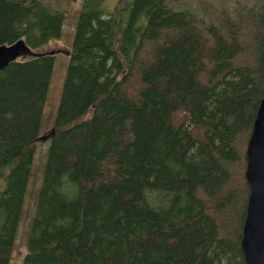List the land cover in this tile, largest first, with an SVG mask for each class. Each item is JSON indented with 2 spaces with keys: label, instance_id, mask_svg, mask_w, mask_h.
Wrapping results in <instances>:
<instances>
[{
  "label": "trees",
  "instance_id": "obj_1",
  "mask_svg": "<svg viewBox=\"0 0 264 264\" xmlns=\"http://www.w3.org/2000/svg\"><path fill=\"white\" fill-rule=\"evenodd\" d=\"M112 1L82 0L77 10L75 35L106 16L90 42L102 54L92 83L111 57L119 72L91 115L54 126L57 138L79 135L58 167L77 195L62 204L63 222L27 251L28 263L246 264L247 147L264 96V0L208 4V22L176 18L167 26L155 0L130 33L122 19L135 0ZM42 9L0 0L8 24L41 18ZM63 15L32 32L49 40Z\"/></svg>",
  "mask_w": 264,
  "mask_h": 264
},
{
  "label": "rangeland",
  "instance_id": "obj_2",
  "mask_svg": "<svg viewBox=\"0 0 264 264\" xmlns=\"http://www.w3.org/2000/svg\"><path fill=\"white\" fill-rule=\"evenodd\" d=\"M32 1L36 9L43 7L41 18L8 24L7 13H0V43L23 38L33 52L0 69V106H5L0 112V264H29L27 251L63 222L61 206L76 197L77 189L69 172L58 167L79 135L57 138L52 130L91 115L95 100L110 90L119 72L116 58L111 57L92 83L102 54L90 42L103 28L105 15L90 32L75 35L82 0ZM153 1L135 0L122 19L125 33L140 26ZM161 1L166 8L162 6L159 23L167 26L176 18L208 22L203 10L208 4L253 0ZM117 3L113 0L109 5ZM61 11L64 15L51 29L49 40L32 32L46 17ZM46 134L50 135L42 139ZM32 141L30 149L18 153Z\"/></svg>",
  "mask_w": 264,
  "mask_h": 264
},
{
  "label": "water",
  "instance_id": "obj_3",
  "mask_svg": "<svg viewBox=\"0 0 264 264\" xmlns=\"http://www.w3.org/2000/svg\"><path fill=\"white\" fill-rule=\"evenodd\" d=\"M32 53L23 38L10 43H0V69L19 56ZM54 131L55 128L52 132ZM49 135H43L41 138ZM246 177L250 185V195L241 247L246 264H264V96L258 107L247 147Z\"/></svg>",
  "mask_w": 264,
  "mask_h": 264
}]
</instances>
